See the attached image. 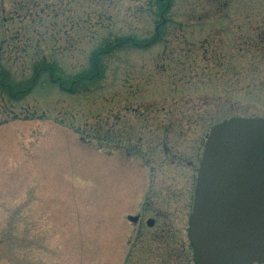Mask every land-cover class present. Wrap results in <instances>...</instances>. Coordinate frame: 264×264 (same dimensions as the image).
Returning a JSON list of instances; mask_svg holds the SVG:
<instances>
[{
  "label": "rangeland",
  "instance_id": "rangeland-1",
  "mask_svg": "<svg viewBox=\"0 0 264 264\" xmlns=\"http://www.w3.org/2000/svg\"><path fill=\"white\" fill-rule=\"evenodd\" d=\"M231 117L264 119V0H0V264H194Z\"/></svg>",
  "mask_w": 264,
  "mask_h": 264
},
{
  "label": "water",
  "instance_id": "water-1",
  "mask_svg": "<svg viewBox=\"0 0 264 264\" xmlns=\"http://www.w3.org/2000/svg\"><path fill=\"white\" fill-rule=\"evenodd\" d=\"M188 226L194 264H264L263 118L210 129Z\"/></svg>",
  "mask_w": 264,
  "mask_h": 264
},
{
  "label": "trees",
  "instance_id": "trees-1",
  "mask_svg": "<svg viewBox=\"0 0 264 264\" xmlns=\"http://www.w3.org/2000/svg\"><path fill=\"white\" fill-rule=\"evenodd\" d=\"M129 40H131L129 37H127V38H123L122 39V41H120L119 43H117L115 46L117 47V46H121V45H123L125 42H128ZM114 46V45H113ZM96 54H99V53H96ZM47 68H49V67H45V66H39L38 68H37V70L35 71V74H34V78L32 79V83H34V81H35V79L36 78H38V76L43 72V71H46L47 70ZM51 77H52V79H54L53 81H58L60 84H62L61 82H60V78H58V79H55L54 78V76H53V70H52V68H51V72H50V74H49ZM92 76V75H91ZM95 77V74L92 76V78H94ZM92 78H89V77H81V78H77V79H74L73 80V85H74V83L75 82H79V81H82V80H91ZM63 86V85H62ZM64 87V86H63Z\"/></svg>",
  "mask_w": 264,
  "mask_h": 264
},
{
  "label": "flooded vegetation",
  "instance_id": "flooded-vegetation-1",
  "mask_svg": "<svg viewBox=\"0 0 264 264\" xmlns=\"http://www.w3.org/2000/svg\"><path fill=\"white\" fill-rule=\"evenodd\" d=\"M135 219V220H132V219ZM140 218H141V216H136V217H132V216H130L129 217V221H131V222H133V223H137L139 220H140ZM152 218H150V219H148L147 220V222L149 221V220H151ZM153 221H154V219H152ZM154 223H155V221L153 222V225H152V227L154 226Z\"/></svg>",
  "mask_w": 264,
  "mask_h": 264
}]
</instances>
